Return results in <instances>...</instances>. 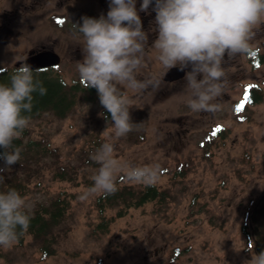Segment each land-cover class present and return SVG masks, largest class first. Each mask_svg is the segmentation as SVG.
<instances>
[{
  "label": "rangeland",
  "instance_id": "374dc122",
  "mask_svg": "<svg viewBox=\"0 0 264 264\" xmlns=\"http://www.w3.org/2000/svg\"><path fill=\"white\" fill-rule=\"evenodd\" d=\"M68 1L58 7L56 0H0V68L19 67L16 63L30 49L43 46L61 57L55 68L66 82L78 79L84 38L72 25L100 10L90 0ZM59 15L61 20L56 19ZM252 44L264 55V28ZM157 55L148 46L136 75L140 80L159 79L158 88L133 92L118 85L134 105L130 114L136 124L126 136H114L97 92L95 100L75 104L64 118L46 112L30 119L24 142L43 140L55 147L61 164L77 167L79 183L55 179L54 166H42L40 184L23 196L28 212L59 190L73 195L56 228V251L41 257L38 244L27 235L22 244L0 247V264H248L256 254L255 248L247 250L242 224L249 222L246 215L257 201L264 203V61L253 66L246 55L226 60L222 110L194 113L186 103L185 77L164 81L166 70ZM246 83L258 84L262 99L235 112ZM218 126L223 137L213 132ZM104 143L114 145L115 158L128 168L158 165L156 186L168 196L161 205L148 202L130 209L102 234L93 230L99 194L87 200L80 196L93 186L100 165L91 157ZM15 165L6 171L19 172ZM4 166L0 160V168ZM117 182L143 185L128 181L124 171Z\"/></svg>",
  "mask_w": 264,
  "mask_h": 264
},
{
  "label": "clouds",
  "instance_id": "9594fccd",
  "mask_svg": "<svg viewBox=\"0 0 264 264\" xmlns=\"http://www.w3.org/2000/svg\"><path fill=\"white\" fill-rule=\"evenodd\" d=\"M109 0L107 15L82 17L74 24L83 35V59L78 63L80 81L97 91L101 106L110 114L114 136L124 137L134 129L130 98L118 85L133 92L158 88L160 80H140L136 72L144 61L148 35L139 12H155L158 36L152 47L167 71L177 68L185 73L189 95L187 106L194 113L215 114L222 110L219 98L226 85L225 63L253 50L252 41L264 28V0ZM227 57V59H226ZM21 62L10 77V85L0 84V173L20 160L21 150L14 144L29 127L34 94L44 96L47 89L35 78L39 72ZM166 74V73H165ZM101 116L104 114L101 113ZM114 145L104 143L91 157L99 164L93 186L81 200L118 190V174L128 181L155 186L160 179L158 165L128 168L114 156ZM0 175V183L3 182ZM26 200L15 189L0 193V247L11 248L30 227ZM254 242L248 251L253 252ZM248 264H264V251L254 254Z\"/></svg>",
  "mask_w": 264,
  "mask_h": 264
},
{
  "label": "trees",
  "instance_id": "16d2710c",
  "mask_svg": "<svg viewBox=\"0 0 264 264\" xmlns=\"http://www.w3.org/2000/svg\"><path fill=\"white\" fill-rule=\"evenodd\" d=\"M246 56L253 66L262 62V56L257 53L256 49ZM55 67L40 68L39 72H34L35 78L41 81L47 89V94L44 96L34 94L33 109L31 113H25L30 119L40 117L46 112L52 113L57 118H64L75 104L81 101L91 102L97 96L96 89L87 88L79 78L71 83L66 82ZM16 68H0V84L10 85V77ZM262 91L256 83L244 85L242 98L235 105L234 111L242 110L246 104L259 102L262 99ZM104 113L105 119H108L110 114L105 109ZM213 132L222 137L224 135L220 126L215 127ZM28 133L27 128L21 138L14 141V144L21 150L20 160L15 165L20 173H10L6 170L0 173L4 177L3 182L0 183V193L15 189L22 197L25 196L31 187H37L40 184L42 166H54L53 177L55 179L78 184L77 167L61 164L56 154V148L50 147L43 140L29 139L24 142ZM3 151L4 149L0 148V152ZM45 157H52L54 161L47 162ZM182 170H179L181 174H183ZM72 196L66 189H62L51 196L47 203H36L32 212L27 211L31 216L30 227L19 238L18 243L22 244L24 238L29 235L38 244L41 257L55 253L58 236L56 228L64 220ZM167 196L168 191L156 185L141 186L132 183H118V190L114 194L107 197L99 194L96 197L94 205L99 219L93 230L105 234L108 232L111 222L126 215L130 209L141 207L148 202L161 205L167 200ZM107 210H113V213L106 215ZM246 218L249 219V222L242 224V231L248 242H254L256 254H259L264 251V203L262 199L255 203V207L250 214L247 213Z\"/></svg>",
  "mask_w": 264,
  "mask_h": 264
},
{
  "label": "flooded vegetation",
  "instance_id": "af4514ba",
  "mask_svg": "<svg viewBox=\"0 0 264 264\" xmlns=\"http://www.w3.org/2000/svg\"><path fill=\"white\" fill-rule=\"evenodd\" d=\"M86 1H89V0H86ZM90 1L95 3L96 7H98L99 10H100L98 12H93V14H90V15L93 16L92 18H99L102 14L104 16L107 15V12L109 10V0H90ZM64 2H69V1L68 0H56V6L61 7ZM141 3H142V0H137L136 7H137L138 11H139ZM152 7L153 6L149 7L148 12H139V15H140L141 21H142V25H143V30L148 35V44L146 46V49H147L148 46H150V45H152L154 43L155 39L158 36V32L156 31L157 26L155 24V12L152 10ZM93 9H94L93 11H96V9L94 7H93ZM56 19L61 20V16L59 15ZM72 26L74 27V24ZM40 49H45V47L42 46L40 48L30 49V50L37 51V50H40ZM259 55L262 56V62H263L264 61V55H262V54H259ZM60 61H61V57H60ZM19 64H21V63H19ZM184 77H185V75L182 78H180V79H183ZM180 79H178V80H180ZM175 81H177V80H175ZM175 81H172V82H175ZM172 82H168V83H172ZM248 84H253V83H246L245 85H248Z\"/></svg>",
  "mask_w": 264,
  "mask_h": 264
},
{
  "label": "water",
  "instance_id": "95a60500",
  "mask_svg": "<svg viewBox=\"0 0 264 264\" xmlns=\"http://www.w3.org/2000/svg\"><path fill=\"white\" fill-rule=\"evenodd\" d=\"M21 62H26L33 69H40L58 65L60 62V56L50 49H40L37 51L30 50L27 56L22 61L17 62L16 65ZM189 70L190 68L185 69L184 71L173 68L167 72L165 71L162 79L166 82H172L182 78Z\"/></svg>",
  "mask_w": 264,
  "mask_h": 264
}]
</instances>
